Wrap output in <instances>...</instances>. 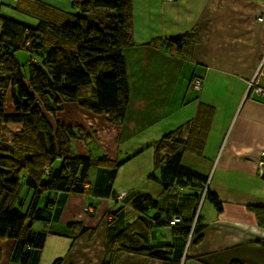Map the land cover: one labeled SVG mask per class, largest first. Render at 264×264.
Masks as SVG:
<instances>
[{"label": "trees", "instance_id": "trees-1", "mask_svg": "<svg viewBox=\"0 0 264 264\" xmlns=\"http://www.w3.org/2000/svg\"><path fill=\"white\" fill-rule=\"evenodd\" d=\"M131 1L73 0L75 10L67 12L38 0H15L16 11L33 18L35 26L18 17L0 16V246L6 239L13 241L9 264H39L48 237L75 241L84 236L87 230L81 223L62 224L53 219L55 213L47 216L60 211L68 195L84 197L89 205L111 197L102 264H119L126 255L182 264L187 261L184 254L192 226L195 238L190 246L202 241L208 224L203 212L206 201L218 213L222 210L218 196L208 187L209 174L186 166L184 159L185 155L202 157L213 107L198 103L192 120L155 142L150 179L171 193V206L144 192L131 200L130 195L117 200L111 186L121 163L109 157L84 124L55 122L53 129L43 115L55 119L64 106L76 105L122 125L130 98L124 54L134 46ZM195 39L192 30L160 41L166 54L190 57ZM19 49L29 53L23 67L13 57ZM195 79L201 88L202 78L191 81ZM6 100L12 104L8 114L2 108ZM9 123L21 126L11 138L1 134ZM80 145L84 153H79ZM23 187L28 193L20 198ZM174 193L177 199H196L187 217L174 208ZM131 208L140 216L126 222ZM246 208L264 230V208ZM1 258L0 248V262ZM214 258L216 264L215 254L193 260L212 264ZM50 264H63V260Z\"/></svg>", "mask_w": 264, "mask_h": 264}, {"label": "crops", "instance_id": "crops-1", "mask_svg": "<svg viewBox=\"0 0 264 264\" xmlns=\"http://www.w3.org/2000/svg\"><path fill=\"white\" fill-rule=\"evenodd\" d=\"M1 2L3 0H0V16H4L5 5ZM9 6L13 4L9 3ZM131 6L134 46L126 50L124 58L129 100L131 102L132 96H135V103H129L120 129L111 124L117 129L115 131L111 128L113 133L120 131V136L116 134L113 137L115 148L112 150L110 144L105 145L103 149L101 143L98 144L111 155L112 160L121 163L111 192L117 200L128 195L131 200L142 192L138 187L143 186L144 193L155 198L159 196L164 206H171V200L168 198L171 193L162 191L159 185L150 179L153 171V147L163 134L174 131L192 120L198 103H202L215 109L206 146L202 157L185 155L184 159L188 165H193L203 174L212 173L214 178L211 191L215 192L221 201L222 210L220 213L216 212L212 219L205 218L208 223L202 232L205 240L188 248V260L183 259L182 264H201L193 258L227 250L253 240H263L264 230L257 227L254 214L247 211L246 207L264 208V181L256 169L257 161L264 158L261 154L264 153V91L258 93L257 89L252 92L247 89L250 84L248 82L253 79V71L257 70V60L264 56V0H132ZM192 30H195L199 38L193 52L201 61L190 62L194 72L187 87L191 88V78L197 76L202 78V85L200 90H197V96L189 99V90L184 88V91L178 92L176 98L177 76L181 69V60H184L186 55L166 54L161 41ZM214 51L225 53L217 59L216 66H212L215 61L212 60ZM230 52L234 55V60L239 62L234 73L232 69L235 65L230 63V59L224 61L226 53ZM191 56L193 57V53ZM208 60L212 61L207 63ZM241 60H245L249 65L239 69ZM172 99L175 100L171 102ZM76 108L72 118L74 125L84 124V118L91 114ZM241 113L243 116L239 118ZM102 118L108 122L105 117ZM234 118V124L231 126ZM153 130H157L156 133ZM157 132L161 134L159 137ZM226 141L227 144L224 143ZM135 142L140 144L135 146ZM141 145L144 147L141 148ZM78 151L84 153V147L80 145ZM238 153H241V156L236 155ZM251 154L258 156L249 158ZM235 159L250 164L251 168L236 167ZM174 194V208L182 210V216L185 217L186 213H191L196 199H177L178 194ZM52 195L54 193H51V197ZM110 198L93 200L92 205H89L84 197L68 195L60 211H47V216L51 217L55 213L53 219L62 224H80L74 216L68 217L66 213L68 205L76 201L79 202L82 214L87 220L94 221V217H90L85 211L87 208H91L95 215L97 211L102 212V218L100 222L96 220L97 225L94 224L90 230L89 225L82 222L81 225L87 232L75 241L66 237H48L39 264H50L56 259H62L63 264H102L110 219L107 212L113 205ZM207 212L210 213L209 210ZM129 215L126 222L130 218L136 219L140 213L131 208ZM230 230L235 234L232 239L228 234ZM10 254L9 248L4 254L1 250L0 264H9ZM258 254L261 256L257 258L243 254L236 256L245 262H251L249 264H264V251ZM119 264L160 263L141 256L126 255Z\"/></svg>", "mask_w": 264, "mask_h": 264}, {"label": "rangeland", "instance_id": "rangeland-1", "mask_svg": "<svg viewBox=\"0 0 264 264\" xmlns=\"http://www.w3.org/2000/svg\"><path fill=\"white\" fill-rule=\"evenodd\" d=\"M38 1L42 2V3L50 4L52 6H55L56 8H59L61 10L67 11V12H72V11L75 10L71 6L73 0H38ZM78 1H81V0H78ZM1 3H3V5H5V7L3 9V12L8 17H18L27 26H35V20L33 18H31L30 16H27L25 14H21L18 11H16V9L14 8L15 7V3H13L10 0H3V2H1ZM9 3L13 4V6L12 7L9 6ZM1 25H2V23H0V28H1ZM198 40H199V38H198V36H196L195 42L192 45V51H190L191 54L193 53V57L191 56L190 58H187L185 56V59L181 60V62H182L181 63V69H180L179 74L177 76L178 77V81H177L176 91H175L176 98H177L178 92L184 91V88H186L187 91L189 90V94H188L189 95V99L198 95V91L195 92V90L197 88L193 84L194 80L191 83V88L190 89L188 88L189 87L188 86L189 79H190L191 75L194 72L193 69H192L193 65H191L190 62H192V61L195 62L197 60L201 61L200 57L199 56L197 57L196 54H194V52H193V49L195 48L196 44L198 43ZM201 54H203L204 56L206 55L204 52H201ZM224 54L225 53L214 51L212 60H215V61L212 62V66L218 65L217 61ZM28 55H29L28 51H26L24 49H19V50H16V51L13 52L14 59L22 67L24 65H26V63L28 62V59H29ZM187 59L190 60V61H185ZM229 59H230V63L235 65V67L232 69V72L234 73L238 69V63L239 62L236 59L234 60V55H231V52L230 53H226L224 61L229 60ZM212 60H208L207 63H209ZM257 62H258L257 63V65H258L257 70L253 71L254 72V74H253L254 76H253V79L249 82L251 85L250 84L249 85H250L251 92L253 90L257 89L258 93H262V91H264V56H262L261 59L257 60ZM248 65L249 64L245 60H241V66H240L239 69H243L244 67H246ZM85 89H87V88L84 87V88L80 89V91L82 92ZM220 93H221V91H220ZM7 94H8V92H7ZM179 97H180L179 100L181 101V95H179ZM134 99H135V96H132L131 102L129 100L130 105H133L135 103ZM174 100L175 99H172L171 102H173ZM162 103H163V101H162ZM75 106L76 105H66V106H64L66 108L62 112L57 113L55 115V119L51 118V115H49L48 113H47L48 114L47 115L46 112H44L43 115L45 116V118L48 121V123L50 124V126H53L52 127L53 129L55 127L54 126L55 122H60V124H64V125H66V124L68 125V123L74 125V120H72V118H73V113L77 110V108H76L77 106L76 107ZM2 108H3L4 112H5V114H8L9 112L12 111V104L9 102V100H6V102L3 104ZM67 112L69 113V115H67ZM242 116L243 115L241 113L239 118H242ZM239 118H238V120H239ZM234 121H235V118L233 119L231 126L234 124ZM84 122H85L84 124H86L85 127L90 132L89 134H92L94 136L93 140L96 141L97 144L101 143V145L103 146V149L105 148L104 147L105 145L110 146V144H111L112 150H113V148H115V144H113V140L115 138L113 139V137L116 134H117L116 136H120V131L118 130V132H114L113 133L111 128L113 130H115V131H117V129L114 128L115 126L111 125L112 123L106 122L104 120V118L97 117L94 114H91V115H88L87 117H85L84 118ZM116 126H118V125H116ZM20 127H21L20 124L9 123V124H7L6 126H4L1 129L2 130L1 134H3L4 136H6L8 138H11L13 135H15L16 133H18L21 130ZM119 127L120 126H118L117 128L120 129L121 127L120 128ZM153 131H154V133H156L157 130H153ZM157 134H158V137L161 135L160 132H157ZM108 141L110 143H108ZM111 141H112V143H111ZM114 143H116V142H114ZM224 143L227 144L228 142L226 141ZM137 144L139 145L140 143L139 142H135L134 143L135 146H137ZM248 144H250V143H248ZM142 147H144V146L141 145V148ZM93 150L95 151L94 148H93ZM221 150L222 149H220V152H221ZM109 154H110V150H109ZM111 154H112V151H111ZM261 154L264 155L263 152ZM219 155H220V153H219ZM236 155L241 156V153H238ZM255 156L257 158L258 155L251 154L249 156V158L255 157ZM109 157H111V155ZM227 158H229V156H227ZM239 160H241V159H235V161H234V165H236V167L238 166V167L251 168L250 164H248L246 162H243L242 160H241L242 162L240 163ZM216 162H217V160H216ZM263 162H264V158L258 160L257 164H256L257 165L256 169L258 170V174H259V171H261V177H262V179L264 181V163ZM185 165L188 166V164H185ZM189 167L192 168V169H196L192 165H189ZM213 178L214 177H213L212 173H210L209 179H208L209 180V186L208 187H210V189H211V185H212V182H213V180H212ZM138 185H142V184H138ZM138 189L142 190V192H144L143 186H139ZM26 192L28 193L26 187H23L20 198H23L26 195ZM76 203H78V205H76ZM250 207H252V206H250ZM75 208H77L78 210L75 209ZM259 208H262V207L259 206ZM240 209H242V208L240 207ZM207 210H209L210 213L207 212ZM85 211H87L89 213L90 217H94V221H92L93 219L91 221L87 220L85 218V216H83V214H82L83 211L79 207V202H76V201H73V202H71L68 205L66 213H67L68 217L69 216H74V219L79 220L81 223L83 222L85 225L86 224L89 225L88 229L90 230V227H92L94 224L97 225L96 220H98V222H100V220L102 218V212L97 211V214L95 215L94 211L91 208L90 209L87 208V209H85ZM203 212L205 213L206 216H208L210 219H212L213 217H215V214H216L217 211H216V209L214 208V206L211 203L206 201L205 208H203ZM211 212H212V214H211ZM217 217H218V215H217ZM76 223H78V222H76ZM193 223L195 224V220H194ZM192 230H193V226L191 228V240H190V243H189V247H190V245L192 244V242H193V240L195 238L192 235ZM161 232H164V230L162 229ZM228 234L230 235L231 239H232V237L235 236V234L231 230L229 231ZM207 239H208V237H207ZM204 240H205V235H202V242ZM258 244L259 243H256V240H253V241H250V242H247V243L239 244V245L234 246L233 248H230V249H227V250L216 251L215 253H211V254H207V255L211 256V255L215 254L216 255V259H217L216 264H230L233 261H236V262H239V263H242V264H249L251 262H245L244 260L240 259L236 255L240 256V255L243 254V255H249L252 258L253 257L257 258L258 256H261V255H259L257 252H255V250H261V251L263 250L264 251V244H261V245H258ZM1 245H2V248H1L2 254H4L5 250H7L8 248H9L10 251L12 250L14 243L10 239H6V240H4L1 243ZM231 255L232 256H236V257H232ZM184 256H185V259L188 260L186 258L187 252L184 254ZM202 256H204V255H202ZM230 256L234 260L231 259ZM228 258H230V259H228ZM256 258H254V259H256ZM231 260H233V261H231ZM256 260H258V259H256ZM210 261H211L212 264H215V258L214 259H210Z\"/></svg>", "mask_w": 264, "mask_h": 264}, {"label": "built area", "instance_id": "built-area-1", "mask_svg": "<svg viewBox=\"0 0 264 264\" xmlns=\"http://www.w3.org/2000/svg\"><path fill=\"white\" fill-rule=\"evenodd\" d=\"M193 84H194V86H195L197 89L200 88V81H199V80L195 79L194 82H193ZM250 85H251V84H250ZM250 85H249V86H250Z\"/></svg>", "mask_w": 264, "mask_h": 264}, {"label": "clouds", "instance_id": "clouds-1", "mask_svg": "<svg viewBox=\"0 0 264 264\" xmlns=\"http://www.w3.org/2000/svg\"><path fill=\"white\" fill-rule=\"evenodd\" d=\"M259 176L261 177V171H259Z\"/></svg>", "mask_w": 264, "mask_h": 264}]
</instances>
